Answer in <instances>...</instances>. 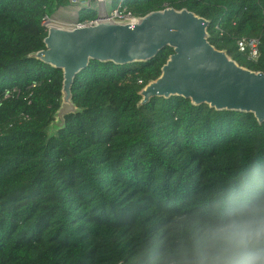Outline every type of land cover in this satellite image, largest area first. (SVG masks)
I'll use <instances>...</instances> for the list:
<instances>
[{
	"label": "trees",
	"instance_id": "1",
	"mask_svg": "<svg viewBox=\"0 0 264 264\" xmlns=\"http://www.w3.org/2000/svg\"><path fill=\"white\" fill-rule=\"evenodd\" d=\"M132 15L183 8L211 21L210 42L264 71V0H110ZM70 0H0V264H155L171 225L257 160L264 122L139 90L173 52L146 63L92 60L72 87L81 108L48 137L63 74L28 55L45 47L44 17ZM82 6L78 21L95 20ZM260 39V58L237 49ZM9 90L10 95L5 97Z\"/></svg>",
	"mask_w": 264,
	"mask_h": 264
},
{
	"label": "water",
	"instance_id": "2",
	"mask_svg": "<svg viewBox=\"0 0 264 264\" xmlns=\"http://www.w3.org/2000/svg\"><path fill=\"white\" fill-rule=\"evenodd\" d=\"M211 21L186 7H165L125 20L97 16L77 26L47 21L45 47L28 55L63 74L60 106L47 128L48 137L66 127V116L81 111L73 101L76 76L92 60L115 64L146 63L165 47L173 52L156 79L138 92V106L154 97H184L217 111L252 113L264 122V71L238 63L227 49L210 42Z\"/></svg>",
	"mask_w": 264,
	"mask_h": 264
},
{
	"label": "clouds",
	"instance_id": "3",
	"mask_svg": "<svg viewBox=\"0 0 264 264\" xmlns=\"http://www.w3.org/2000/svg\"><path fill=\"white\" fill-rule=\"evenodd\" d=\"M155 264H264V160L238 171L176 218Z\"/></svg>",
	"mask_w": 264,
	"mask_h": 264
},
{
	"label": "rangeland",
	"instance_id": "4",
	"mask_svg": "<svg viewBox=\"0 0 264 264\" xmlns=\"http://www.w3.org/2000/svg\"><path fill=\"white\" fill-rule=\"evenodd\" d=\"M82 6L96 10L98 16H107L112 9L110 0H70V5L59 8L53 16L49 17L50 21L67 26L74 25L78 20L79 10Z\"/></svg>",
	"mask_w": 264,
	"mask_h": 264
},
{
	"label": "built area",
	"instance_id": "5",
	"mask_svg": "<svg viewBox=\"0 0 264 264\" xmlns=\"http://www.w3.org/2000/svg\"><path fill=\"white\" fill-rule=\"evenodd\" d=\"M108 16H112L121 20H125L128 17L132 16L130 12L126 11V8L121 5V3L116 7L111 9V12ZM49 17H44L42 20V24L44 25L47 21H49ZM91 21H85V22H77L74 25L82 26L89 23H92ZM237 49L239 52L244 53L248 60L250 61H258L260 58V39L258 37H242L237 40ZM10 95V91L7 90L5 92V97Z\"/></svg>",
	"mask_w": 264,
	"mask_h": 264
}]
</instances>
